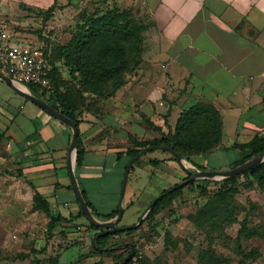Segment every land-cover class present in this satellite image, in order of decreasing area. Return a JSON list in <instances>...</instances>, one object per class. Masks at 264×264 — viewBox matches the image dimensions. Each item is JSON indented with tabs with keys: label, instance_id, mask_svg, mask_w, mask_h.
Returning a JSON list of instances; mask_svg holds the SVG:
<instances>
[{
	"label": "crops",
	"instance_id": "obj_1",
	"mask_svg": "<svg viewBox=\"0 0 264 264\" xmlns=\"http://www.w3.org/2000/svg\"><path fill=\"white\" fill-rule=\"evenodd\" d=\"M13 2L0 1V23H27L32 19L30 14L14 13L17 7L37 10L42 15L53 4L56 8L47 23L59 21L67 10L76 11L78 23L83 12L95 16L114 8L140 10L149 23L144 32L143 62L132 81L102 100L101 112L81 111L78 115V136L85 153L79 171L75 172L74 165V172L80 190L85 191L98 211L108 213L118 204L125 157L117 156V152L126 149L122 143L129 134L145 133L140 113L167 131L181 111L197 101L211 103L221 116L222 137L220 145L196 158L206 170L229 169L240 158L236 144L247 143L254 136L264 139V0ZM34 105L36 108H28L34 128L23 131L14 125L15 117L10 118L8 106L0 102V133L7 151L20 164L23 178L34 181L33 186L48 201L51 214L70 219L58 224L55 232L73 231L71 225L79 217V207L69 188L71 130ZM138 165L145 166L141 162ZM137 177L139 174L131 182L128 178L123 207L124 212L128 209L129 217L125 223L119 221V226L135 224L139 215L137 205L142 192L135 188ZM94 195L95 202L91 201ZM61 204L68 209H62ZM104 208L108 210L103 211ZM98 258L95 255L84 261L92 264Z\"/></svg>",
	"mask_w": 264,
	"mask_h": 264
},
{
	"label": "rangeland",
	"instance_id": "obj_2",
	"mask_svg": "<svg viewBox=\"0 0 264 264\" xmlns=\"http://www.w3.org/2000/svg\"><path fill=\"white\" fill-rule=\"evenodd\" d=\"M0 1L2 3L8 1L14 3L13 0ZM21 7L13 10L14 13L30 14L32 19L28 20L27 23L23 21L16 24L1 22L0 27L8 29L13 39L22 44L29 43L35 46L45 44L54 51L57 46L67 43L83 22L82 15H80L79 22L76 23V11L67 10L66 14H63L64 17L62 16L63 19L58 18L59 21L57 22L47 23L40 11ZM128 17L134 24L142 28V51H144V32L149 23L140 10L129 9ZM20 18L22 17L20 16ZM142 62L143 57L140 65ZM55 63L62 77L71 80L69 70L62 64V61L55 60ZM136 71L126 75V84L132 81ZM36 95L38 96L39 93ZM101 101L98 103L99 112L102 111ZM0 102L8 106L12 113L10 118L15 117L14 125L16 127H20L23 131H30L34 128L33 122L28 118V108H34V103L24 99L1 80ZM158 115L160 114L158 113ZM140 116L145 126V133L129 135L140 139L159 137L161 132L145 121V118L149 119V117L143 113H140ZM161 116L163 115L161 114ZM149 122L154 124L150 119ZM163 132H166V129ZM122 144H125V147L128 145V136ZM154 157L161 159L158 169V165L153 166L148 163L149 159ZM140 162L145 166L140 167L136 164L128 177L131 182L134 176L139 174L135 188L142 192L138 200L139 215L134 222L135 224L144 216L146 206L151 203L149 199H155L162 190L180 183L187 176L180 164L171 160L168 152L161 149L148 151ZM212 163L217 164L215 160ZM184 165L192 171L201 170L187 160H185ZM152 175L156 177L150 179ZM149 180L153 181L150 183ZM193 181L195 182L193 185L183 186L181 194L173 200L169 207L159 211L151 219L147 218V213L141 224L135 227L133 232L121 233L111 237L108 240V247H114V250L96 252L92 248L95 231L87 225L86 219L83 217L74 218L71 225V228H74L73 231H54L52 238L47 240L46 228L49 217L43 211L35 209L32 202V196L36 190L32 184L34 181L23 178L20 164L7 151L4 137L0 133V264H36V260L38 263L44 264L48 263L47 259L49 258H54L59 263L60 255V264L67 262V260H72L68 262L69 264H86L84 260L95 255H98L99 258L92 264L97 262L98 264H112L118 256L125 255L129 247H131L130 250L134 251L133 246L137 249L136 252L141 254L143 264H205L199 261V253L205 249H210L217 256L223 258L224 264H240V257L236 254L234 246V238L240 226L238 222L225 229V238L210 240L203 231L188 219V215L196 213L208 199L207 195L200 192L198 185L202 183L201 180L195 179ZM237 183L242 187L233 196V199L245 208L238 215V219L242 220L246 215L245 213L248 212L247 217L250 223L260 224L264 227V186L259 185L249 176L239 177ZM217 187V185L210 183L208 190L211 192ZM91 201L95 202V195L92 196ZM61 206L62 209H68L63 204ZM125 209L119 224L125 223L129 217V211L127 208ZM106 210L103 209V211ZM90 231L94 233L90 234ZM242 245L245 249L257 247L260 252L257 258L248 261L247 264H264V238L243 239ZM42 248L45 250L39 253L34 252V250H41Z\"/></svg>",
	"mask_w": 264,
	"mask_h": 264
},
{
	"label": "trees",
	"instance_id": "obj_3",
	"mask_svg": "<svg viewBox=\"0 0 264 264\" xmlns=\"http://www.w3.org/2000/svg\"><path fill=\"white\" fill-rule=\"evenodd\" d=\"M55 8L56 4H53L42 12L44 20L52 16ZM128 16L129 9L119 10L114 8L95 16L83 12V22L67 43L57 46L54 51L45 44L40 45L48 53L49 62L52 65L49 72V84L46 87H39L27 83L26 86L32 92L39 93V98L55 110L74 120L77 125L79 123L78 115L81 111L98 112L100 110L99 101L112 97L120 87L125 85L127 82L126 75L136 71L142 61V28L134 24ZM55 60L62 61V64L68 68L71 80L62 77ZM145 121L154 129L160 131L161 135L152 139H140L129 135L126 149L117 152V156L125 157L124 170L131 158L142 149L153 145L169 146L180 154L183 159L201 170H206L205 166L196 162V158L210 152L221 142V116L211 103L197 101L181 111L174 126L166 132L149 122L148 118H145ZM235 147L240 151V158L230 168L242 164L258 153L263 152L264 139L261 136H254L247 143L236 144ZM84 153V145L78 136L75 155L76 173L83 164ZM168 154L171 160L177 162L173 154L169 152ZM143 156L136 159L130 170L140 163ZM160 162L161 159L159 158L149 160V163L153 166H157ZM242 176H249L256 183L264 186V161L252 166L247 171L220 180L200 179L202 182L198 185L200 192L207 195L208 199L196 213L189 214L188 219L203 231L210 240L225 238V229L238 222L240 226L234 238L235 251L240 257L239 263L247 264L248 261L257 258L260 252L257 247L245 249L242 240L252 237L264 238V227L260 224L250 223L247 217L248 212L245 213L246 215L242 220L238 219V215L245 208L238 204L233 196L242 187L237 183V179ZM187 178L188 175L185 179ZM194 183V181H190L186 185H193ZM210 183L218 186L216 190L211 192L208 190ZM69 188L73 190L72 184L69 185ZM182 188L183 186L179 188H173L172 186L162 190L159 194L161 197L156 199L149 209L147 218L151 219L156 213L169 207L173 200L181 194ZM169 189L171 190L169 191ZM81 192L92 214L98 220L107 221L116 217L118 204L110 212L102 213L93 206L85 191L81 190ZM32 202L35 209L43 211L49 217L46 228L47 240L52 238L58 224L66 219L70 220L63 218L61 215L51 214L48 201L37 190L32 196ZM77 216L85 218L80 207ZM86 223L95 231L92 248L96 252L114 250V247H108V240L111 237L121 233H131L135 230L133 228L115 233L99 234L104 231V228L94 226L88 223L87 220ZM130 249L131 247L127 249L125 255L118 256L112 264H119L128 255ZM43 250L45 248L34 250V252L39 253ZM133 250V254L125 264H128L137 254L135 246H133ZM199 261L205 264H224V259L217 256L210 249L202 250L199 253ZM35 262L40 264L38 260ZM47 262L48 264L58 263L54 258L47 259ZM138 264H143L142 259H139Z\"/></svg>",
	"mask_w": 264,
	"mask_h": 264
},
{
	"label": "water",
	"instance_id": "obj_4",
	"mask_svg": "<svg viewBox=\"0 0 264 264\" xmlns=\"http://www.w3.org/2000/svg\"><path fill=\"white\" fill-rule=\"evenodd\" d=\"M0 79L3 80L4 82H6L7 84H9L17 93L24 96L25 98H27L31 102L35 103L37 106L42 108L44 111H46L50 115L56 117L57 119L62 121L64 124H66L70 128L71 137H70L69 149H70L71 161L69 163V175H70V179H71V183H72L73 192H74L75 198L79 204L80 210L84 214L87 222L94 225V226L104 228V231L100 232L99 234H101V233H115L118 231H124L127 229H133V228L137 227L139 224H141L144 216L148 213L149 209L153 206L156 199L161 197V195H158V197H156L147 206V208L144 210V216H142L136 224L128 225V226H119L118 225V222L122 218V215L124 212L123 198H124V194H125V190H126V186H127L129 171H130L131 167L133 166L134 162L136 161V159L139 158L140 156L144 155L145 153H147L150 150L161 149V150H164V151H167V152L173 154L175 156V158L177 159V162L180 164V166L183 168V170L188 175L187 179L181 181L176 186H173V188L182 187V186L186 185L188 182L193 181L195 179H202L203 178V179L220 180L223 178H227V177H230L234 174H239V173H242L244 171H247L252 166L260 164L261 162L264 161V151H263V152L258 153L254 157L250 158L249 160L245 161L244 163L239 164V165L232 167L230 169H227V170H222V171H218V170H196V171H192L184 165L185 159H183L181 157V155L178 154L177 152H175L171 147L159 146V145L148 146V147L142 149L133 158H131V160L127 164L126 169L124 170V175L122 178V184H121L120 194H119V201H118V213H117L116 217L114 219H111V220L101 221V220H98L92 214L90 208L88 207V205H87V203H86V201L82 195V192L79 188V185H78V182L76 179V175L74 172V165H75V159H76L75 155H76V148H77V144H78V126H77L76 122L74 120L68 118L67 116H65L63 113L52 108L44 100H42V99L32 95L31 93H29L26 90L25 86L19 85L18 83L13 81L11 78L0 74ZM170 190L171 189H169V191ZM131 254H132V250H130L128 255L119 264H125L127 262V260L130 258ZM45 264H47V263H45Z\"/></svg>",
	"mask_w": 264,
	"mask_h": 264
},
{
	"label": "built area",
	"instance_id": "obj_5",
	"mask_svg": "<svg viewBox=\"0 0 264 264\" xmlns=\"http://www.w3.org/2000/svg\"><path fill=\"white\" fill-rule=\"evenodd\" d=\"M51 66L48 53L41 46L19 43L13 39L8 29L0 27L1 75L22 86L31 83L46 87L49 84ZM139 259L141 254L137 253L128 264H138Z\"/></svg>",
	"mask_w": 264,
	"mask_h": 264
},
{
	"label": "bare ground",
	"instance_id": "obj_6",
	"mask_svg": "<svg viewBox=\"0 0 264 264\" xmlns=\"http://www.w3.org/2000/svg\"><path fill=\"white\" fill-rule=\"evenodd\" d=\"M23 89V88H22ZM184 164H185V162H184Z\"/></svg>",
	"mask_w": 264,
	"mask_h": 264
}]
</instances>
